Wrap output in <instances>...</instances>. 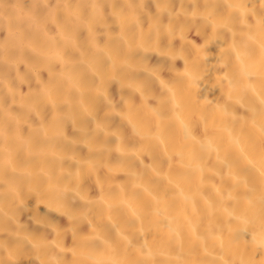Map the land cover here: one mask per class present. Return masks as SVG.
<instances>
[{
  "label": "bare ground",
  "instance_id": "bare-ground-1",
  "mask_svg": "<svg viewBox=\"0 0 264 264\" xmlns=\"http://www.w3.org/2000/svg\"><path fill=\"white\" fill-rule=\"evenodd\" d=\"M0 264H264V0H0Z\"/></svg>",
  "mask_w": 264,
  "mask_h": 264
}]
</instances>
